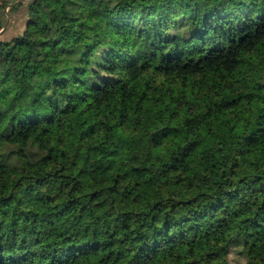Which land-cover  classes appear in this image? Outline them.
<instances>
[{
	"label": "trees",
	"instance_id": "trees-1",
	"mask_svg": "<svg viewBox=\"0 0 264 264\" xmlns=\"http://www.w3.org/2000/svg\"><path fill=\"white\" fill-rule=\"evenodd\" d=\"M262 155L264 0L0 2V264H264Z\"/></svg>",
	"mask_w": 264,
	"mask_h": 264
},
{
	"label": "rangeland",
	"instance_id": "rangeland-1",
	"mask_svg": "<svg viewBox=\"0 0 264 264\" xmlns=\"http://www.w3.org/2000/svg\"><path fill=\"white\" fill-rule=\"evenodd\" d=\"M24 3V0H19ZM24 13V6H20L18 9L11 10L10 14H8V21H6L5 26L7 31L2 38H8L14 33L21 31L22 29V19ZM258 157V155H254L253 158ZM261 159H264V155H262Z\"/></svg>",
	"mask_w": 264,
	"mask_h": 264
},
{
	"label": "built area",
	"instance_id": "built-area-1",
	"mask_svg": "<svg viewBox=\"0 0 264 264\" xmlns=\"http://www.w3.org/2000/svg\"><path fill=\"white\" fill-rule=\"evenodd\" d=\"M2 0H0V2H1ZM8 8V6H5V10Z\"/></svg>",
	"mask_w": 264,
	"mask_h": 264
}]
</instances>
